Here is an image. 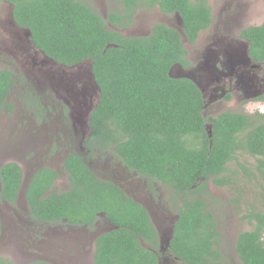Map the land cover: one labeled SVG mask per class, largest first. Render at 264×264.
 <instances>
[{"label": "trees", "instance_id": "trees-1", "mask_svg": "<svg viewBox=\"0 0 264 264\" xmlns=\"http://www.w3.org/2000/svg\"><path fill=\"white\" fill-rule=\"evenodd\" d=\"M0 1L13 6L14 21L30 32L34 46L47 58L66 67L91 64L99 98L89 117L92 132L86 148L112 151L130 171L157 178L182 197L181 206L175 203L178 220L169 246L161 253L158 233L145 209L111 183L104 184L111 202L96 197L102 183L70 156L65 161L72 181L69 192L53 191L41 199L50 182L45 183L41 174L31 182L27 198L33 216L81 225L92 221L95 212H104L116 229L97 238L94 264H165L163 257L176 264H227L218 249L217 221L207 209L208 182L233 184L229 165H239L240 154L254 157V171L264 178V115L222 112L205 117V100L195 84L169 77L174 65L188 66L181 36L173 28L155 24L147 36L131 37L107 27L126 26L137 9L157 5L162 13H177L183 34L193 43L212 22L206 0H119L120 10L110 11L106 18L92 0ZM241 35L248 39L251 56L263 61L264 24L244 29ZM12 84L11 76L1 71V103ZM207 124L212 127L211 139ZM239 167L248 178L255 177L250 169ZM84 174L96 179L97 188L89 189ZM17 177H8V191L17 185H12L18 183ZM79 195L96 198L86 208L88 216ZM243 219L250 230L238 234L235 253L242 264H264V213L253 209Z\"/></svg>", "mask_w": 264, "mask_h": 264}, {"label": "flooded vegetation", "instance_id": "flooded-vegetation-1", "mask_svg": "<svg viewBox=\"0 0 264 264\" xmlns=\"http://www.w3.org/2000/svg\"><path fill=\"white\" fill-rule=\"evenodd\" d=\"M6 4L9 5L11 12L8 15H0V58L5 60L0 64V72H7L13 84L4 98V103L0 102V110L5 109V113H10L13 107L19 110L16 116L20 119L19 126L15 123L14 127L9 125L0 129V246L12 247L9 251L13 253L17 252L15 250L17 244L24 249L31 248L30 263L25 264H86L89 254L94 259L97 238L116 229L104 212H95L92 221L81 225L70 224L66 219L40 220L33 216L27 198L31 182L40 174L45 183L50 182L40 195L41 199L47 198L53 191L58 194L69 192L72 181L65 161L70 156L73 157V162L79 159L102 183L98 184L99 192L96 193V197H108L106 199L110 201L112 195H109L104 184L111 183L126 199L145 209L158 233L160 243V234L173 230L178 220L175 203L181 206L182 197L177 198V193L173 195V191L159 179L130 171L117 160V155L112 151L99 152L95 148L91 150L86 148L85 142L92 132L90 127L85 126L86 110L71 112L66 99L60 94L57 96L54 94L53 82L49 75L60 66H54L42 56L27 35V29L18 26L13 15L11 17L13 6ZM173 14L179 18L177 13ZM134 15L135 13H132L131 22ZM165 23L156 24L173 28ZM262 24L243 28L235 35L232 33L213 35L203 54L194 51L202 31L193 43L189 42L184 34L187 46L182 45L186 51L184 58L188 62L184 69H199L203 73L202 78L209 75V79L203 82L205 99L209 103L213 102L216 105L220 100L227 99L236 102L240 99L247 102L262 101L259 98L264 94V60L257 61L251 56L248 39L242 38L241 35L242 30ZM113 27L111 29L122 34L119 28ZM149 33L150 31L141 36H147ZM248 48V62L234 56L241 49L248 53ZM39 87L40 96L34 92L38 91ZM13 90L17 91L15 104L7 102L14 93ZM61 90L63 92V88ZM65 92H68L67 89ZM54 98L61 99L60 103L54 102ZM207 101L205 100L204 109ZM96 102L97 99L95 103L87 100L85 109H90ZM40 105L43 112L40 111ZM23 109L29 112H24ZM12 175L13 177L18 175V183L14 182L12 185H17L14 188L11 186L8 191L6 182ZM84 177L90 182L89 189L97 188L94 184L96 179L85 174ZM80 187L83 193L86 192L82 185ZM80 195L85 215L86 208L91 206L96 198L90 199ZM112 204L116 206V199H112ZM26 240H30L31 243L25 244ZM141 243L148 248L144 242ZM39 252L51 261L34 259L35 256L39 258L37 255ZM0 261H3L2 264L9 263L5 257H1ZM170 261L176 263V260L172 261L168 257H163L162 263L170 264Z\"/></svg>", "mask_w": 264, "mask_h": 264}, {"label": "rangeland", "instance_id": "rangeland-1", "mask_svg": "<svg viewBox=\"0 0 264 264\" xmlns=\"http://www.w3.org/2000/svg\"><path fill=\"white\" fill-rule=\"evenodd\" d=\"M92 3L104 18L107 17L110 11L120 10L119 0H92ZM207 4L211 9L212 22L207 30L200 33L196 46L194 47V51H198L200 54H203L206 47L211 43L213 35H217V33H225V35L232 33L235 35L243 28L257 26L264 22V0H207ZM10 10L8 4L0 1V15H8L11 12ZM178 19L174 14L167 15L162 13L158 7L141 8L135 12L131 23L120 27L118 30L124 36H141L146 35L152 25L156 23L164 24L166 22L167 25L177 29L180 22ZM107 27L109 29L114 28L110 25ZM183 45L184 47L187 46L185 40H183ZM187 50L189 51V48ZM4 61L0 58V64ZM88 64L89 62H83L79 72L83 71L82 73H85L88 70ZM18 73L21 74L19 70ZM173 74H175V71H173ZM88 86L91 87L90 84ZM90 87V96L87 97V100L90 99V101L95 103L97 94L95 89L92 88V90ZM82 88L83 84L80 80H76L74 82V90L80 92ZM38 89V91L35 90L34 92L40 96L41 89L40 87ZM16 92L10 95L11 97L7 102L15 104ZM54 94L57 96L55 91ZM59 94L66 99L68 102L67 105L71 108V112L86 110L81 97L71 100L66 98L68 95L62 92H59ZM72 96L75 97V94L72 93ZM56 101L60 103L61 99L54 98V102ZM206 103L207 106L203 111L205 116L215 117L222 112H240L250 115L258 112L264 115V100L247 102L246 100L240 99L236 102L235 100L227 99L220 100L219 104L216 105L213 102L209 103L207 101ZM55 110L57 109L55 108ZM4 111L6 110H0V129L9 125L14 127L15 123L19 126L18 122L20 118L16 116L19 110L12 107L10 113H5ZM23 111L29 112L26 109H23ZM75 126L77 127L78 124ZM238 164L250 169L255 177L248 178L239 165L236 162H232L229 165V171L230 176L235 180L233 184L221 186L214 184L212 181L208 182V192L211 200L207 202L208 208H206L212 212L217 221L218 231L220 233L218 249L221 251L227 264H242L235 253V242L239 233L250 230V225L243 219V216L253 209L264 213V178H260L258 176L259 174L254 171V168L257 166L256 159L249 155L240 154L238 155ZM27 243H31L30 240H26L25 244ZM19 247L21 246L17 244L15 247L17 252L13 253V251H9L12 247L3 248V246H0V258L5 257L9 260L10 264L30 263L29 258L32 249H24L23 246L21 248ZM37 255H39V258L35 256L34 259L51 261V259H48L41 252ZM86 264H93V258L90 254L87 257Z\"/></svg>", "mask_w": 264, "mask_h": 264}, {"label": "water", "instance_id": "water-1", "mask_svg": "<svg viewBox=\"0 0 264 264\" xmlns=\"http://www.w3.org/2000/svg\"><path fill=\"white\" fill-rule=\"evenodd\" d=\"M12 17V14H11ZM179 27L176 29L177 32L180 34L181 38H182V43L184 39V34L182 32V22L181 20H179ZM27 35L30 36V32L27 30L26 31ZM40 53L42 54V56L46 59H48V61H50L54 66L59 67L58 69L54 70L52 72V75H49V79L53 82V89L55 91V93H57V95L59 94V92H62L61 88H63V92L64 94L68 95L66 98H69L71 100L77 99V97H81L83 99L84 105L86 104L87 101V97L90 96V91H89V84L91 85V89H95L96 94H97V99L99 98V88L94 80V76L92 74V70H91V64H88V70L85 73L79 72V69L81 68V64L72 66V67H64L61 65H57L56 62H54L53 60L47 58L41 51ZM234 56L238 57V59L244 60V62H248L249 59V48H248V53L247 51H243V49H241L240 51H238ZM233 56V57H234ZM232 57V58H233ZM230 57V59H232ZM231 61V60H230ZM67 71V72H66ZM173 71H175V74H173ZM69 72V73H68ZM169 77L171 78H185L190 80L191 82H193L195 84V86L200 90L203 99H205L206 94H205V90H204V85L203 82L205 79H209V75L204 76L203 78L201 77V74H203L201 72V70L193 68V69H184V67L180 66V64H176L174 65L170 71H169ZM79 81L83 84V88L82 90L79 91H75L74 90V82L75 81ZM87 83V85H86ZM202 85V86H201ZM67 89L68 92H65ZM92 89V90H93ZM72 93L75 94V97L72 96ZM70 96V97H69ZM98 101V100H97ZM94 106L91 107L90 109H86V121H85V126L89 127V117L91 114V111L93 110ZM211 125L207 124L205 129L207 131L208 137L211 139L212 137V131H211ZM211 144V141H210ZM172 229L166 232H162L160 234V245H159V252L164 253L165 250L168 248L169 246V242L170 239L172 237Z\"/></svg>", "mask_w": 264, "mask_h": 264}]
</instances>
